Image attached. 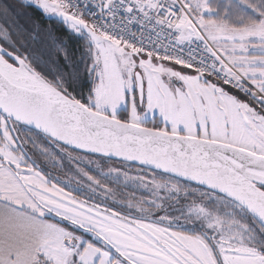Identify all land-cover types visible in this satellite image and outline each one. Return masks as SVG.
Instances as JSON below:
<instances>
[{
  "label": "snow or ice",
  "instance_id": "6c2138e0",
  "mask_svg": "<svg viewBox=\"0 0 264 264\" xmlns=\"http://www.w3.org/2000/svg\"><path fill=\"white\" fill-rule=\"evenodd\" d=\"M32 2L87 33L93 86L80 99L36 71L17 46L36 23L31 4L0 2V264H264V238L233 212H250L264 233V0H243L257 16L236 19L210 0H84L95 8L87 15L75 0ZM145 20L157 33L150 46L120 34ZM186 42H199V54L185 55ZM122 102L130 106L118 117ZM21 123L47 133L75 170L63 178L98 198L42 174L16 134ZM89 154L131 162L105 171L148 195L90 174L78 163ZM172 193L186 199L176 218L199 222L200 231L156 215ZM65 221L108 247L82 240Z\"/></svg>",
  "mask_w": 264,
  "mask_h": 264
},
{
  "label": "trees",
  "instance_id": "16d2710c",
  "mask_svg": "<svg viewBox=\"0 0 264 264\" xmlns=\"http://www.w3.org/2000/svg\"><path fill=\"white\" fill-rule=\"evenodd\" d=\"M0 2H3V0H0ZM31 7L33 9L32 15L34 16L36 23L33 26V30L30 35L27 38L23 39L17 46L24 55L28 56L29 61L32 63L35 70L40 72L42 76H44L48 80L53 81L59 79L60 82L63 83L64 87L67 88L73 96H76L80 99H86L93 86V79L88 71V66L91 64L92 58L89 52V47L87 46L85 40L81 37L76 36L66 27H64V22L60 18L46 19L42 11H40L38 8H35L34 6ZM219 12L223 13L224 10H219ZM233 15L252 18H255L257 16L251 10H241V8H238L236 10V13ZM47 32L48 34H46ZM84 35L88 40V36L86 34ZM76 71H78L79 73L78 78H74L72 75H70L71 72ZM121 115L125 116L124 114ZM24 130L41 137V140L44 141V143L50 148H52L53 151H55L56 154L59 155V157H65L64 154L58 150L55 142L51 139L47 138L39 132L27 128H25ZM21 138L25 139L23 136V132L21 133ZM22 148L26 152V155L31 158V162L35 163L38 166L39 170L48 178L67 188L68 190L78 195H82L80 192L72 190L71 187L73 186L68 181L61 179L57 175V171L55 170L56 167L47 163L44 153L33 149L32 142L30 143L29 141V143L27 145H23ZM95 158L101 157L95 156ZM182 182L187 183L185 181ZM89 195L93 196V194L90 193ZM94 197L96 196L94 195ZM248 216L252 219V221H255L250 216V214H248ZM45 219L55 222V219L49 216H46ZM65 224H67L69 228L73 229L75 233H81V231L77 229L76 226L68 224V222L66 221L61 223L60 226L64 227ZM257 224L260 225L259 223ZM167 225L170 224L167 223ZM172 227L180 230H186L184 227L180 226ZM200 230V227H195V229H193V231ZM260 236L264 238V234L261 233ZM92 242L98 244V242L94 240H92Z\"/></svg>",
  "mask_w": 264,
  "mask_h": 264
},
{
  "label": "rangeland",
  "instance_id": "374dc122",
  "mask_svg": "<svg viewBox=\"0 0 264 264\" xmlns=\"http://www.w3.org/2000/svg\"><path fill=\"white\" fill-rule=\"evenodd\" d=\"M255 1L257 3L259 2V0H255ZM24 3L31 4V6L38 8L40 11H42V13L46 19L59 18V16H57L55 14L45 13L39 6H37L35 3H33L32 0H24ZM210 3L214 5L217 12H219V10H224L223 14L225 15V17L226 16H228V17L234 16L233 14L236 13V10L238 8H241V10H244V9L245 10H251L254 14L257 15L255 10L252 9L251 7H249L247 4H245L243 2V0H210ZM64 27H66L70 32H72L76 36L84 39L87 46L90 48V40L89 39L87 40L85 38V35L82 32L76 33L74 31H72L65 24V22H64ZM46 34H48V32ZM129 106H130L129 102H122L117 109L118 117H123L121 114H124L126 116ZM151 119L152 118L149 117L148 120H146L145 122L148 123ZM24 129H25L24 127L18 125L17 134L21 137V133L23 132L24 138L28 139L30 141V143L32 142L33 149L44 153L45 157H48V158H45V160L50 165H53L56 167L55 170L57 171V175L61 179L65 180L63 177L69 171H71L74 175L76 174L75 170L72 168V165L67 158L59 157V155H57L56 152L53 151L52 148H50L48 145H46L44 143V141L41 140V137H39L35 134H32L31 132H27ZM41 149H47V152L42 151ZM53 155L57 156L59 159L58 160L51 159V156H53ZM78 163L82 167H84L86 169V171H88L90 174H92L93 176H96L97 178L102 180V182L109 184L113 187H116L119 190L127 191V192H136L135 194L138 197L140 195H148L147 191L145 189L139 187L138 184H136L132 181H125L123 179V177L121 175H119L118 173L113 174V173H109V172L105 171L109 167H115V168H121V169L127 167L129 169H132V168L136 167L134 165L124 163V162H118V161H109L106 159L95 158V157H91V156H89L88 161L81 159L80 161H78ZM157 175L158 176H164L165 174L158 172ZM81 179H83V177H81ZM69 183L73 186V187H71L72 190L80 192L82 195L87 196L88 198H96V197H94V195L96 196V194L89 192V190L83 184H77L75 182H69ZM85 183H86V181H85ZM180 183L188 186L189 188L192 187L188 183H184L182 181ZM66 190H68V189L66 188ZM201 191H203V190H201ZM89 193L93 194V196L89 195ZM73 194H76V193L73 192ZM170 196H176V200H171L169 196H165L163 199V207L157 210L156 215L157 216L168 215L170 217H173V219L170 222H168L170 224L169 226L184 227L188 231H193V229H195V227L201 228V225L199 222L194 221L192 223H187L183 219H177L176 218V217H182L184 215V212H185L184 205L186 204L185 194H180L177 196V194L172 193V194H170ZM187 196L188 197H194V196H196V194L189 190V192L187 193ZM196 198H199V197L196 196ZM103 202H106L107 204L112 205V206L117 207V208H123L124 207L122 204H119V203H117L115 201H111V200H105ZM206 203H208L209 205H213L215 203V200L213 197H209V199L206 201ZM233 212L238 219L247 223L249 225V227L256 233V235L258 237L262 238L260 236L261 232L259 231L258 224L255 221H252V219L248 216V214L245 212V210L243 208L233 209ZM262 234H264V233H262Z\"/></svg>",
  "mask_w": 264,
  "mask_h": 264
},
{
  "label": "built area",
  "instance_id": "2783aa9c",
  "mask_svg": "<svg viewBox=\"0 0 264 264\" xmlns=\"http://www.w3.org/2000/svg\"><path fill=\"white\" fill-rule=\"evenodd\" d=\"M75 3L81 7L82 11H84L86 15L88 13H95V8L90 2L85 4L84 0H75ZM122 15H124L122 10H118V15L115 20L118 28L120 26V17ZM150 25L151 22L147 20H145L143 23L132 21L123 27V30L120 32V34L124 35L130 40L142 43L145 46H150L149 42L154 43L157 36L155 27ZM181 47L183 48L185 55H187L189 52H192L193 55H198L201 46L199 42H186L181 45Z\"/></svg>",
  "mask_w": 264,
  "mask_h": 264
},
{
  "label": "crops",
  "instance_id": "0c3cea01",
  "mask_svg": "<svg viewBox=\"0 0 264 264\" xmlns=\"http://www.w3.org/2000/svg\"><path fill=\"white\" fill-rule=\"evenodd\" d=\"M238 17H241V16H239V15H236L235 17L234 16H226L225 18H229V19H236V18H238ZM234 92V91H233ZM49 217H51V216H49ZM53 218V217H52ZM75 226V225H74ZM167 226H169V225H167ZM169 227H172V226H169ZM76 228L77 229H79L80 231H81V233H76L78 236H80L81 238H82V240H84V241H88V242H92V240H94V241H96V242H98V244H96V243H94V242H92V243H94V244H96V245H98V246H100V247H104V248H107L108 246L107 245H105L104 244V242L103 241H101V240H99V239H97V237H95L92 233H90V232H87V231H85L84 229H82V228H79V227H77L76 226ZM172 228H174V229H177V228H175V227H172ZM178 230H180V229H178ZM183 231H188L187 229L186 230H183ZM189 232H191V231H189ZM89 238H91V239H89ZM113 255H115V253L113 252Z\"/></svg>",
  "mask_w": 264,
  "mask_h": 264
},
{
  "label": "water",
  "instance_id": "95a60500",
  "mask_svg": "<svg viewBox=\"0 0 264 264\" xmlns=\"http://www.w3.org/2000/svg\"><path fill=\"white\" fill-rule=\"evenodd\" d=\"M63 22H64V20H63V18L62 17H59ZM84 34H86L87 35V33L86 32H83ZM19 125H21V126H24L25 128H27V129H30V130H33V131H36V132H39V133H41L42 135H44V136H46L47 138H49V135L47 134V133H45L43 130H41V129H37L34 125H32V124H28V123H21V124H19ZM50 139V138H49ZM89 155H91V154H89ZM96 157H101V158H105V159H109V160H113L111 157H106V156H96ZM113 161H115V160H113ZM119 162H124V163H128V164H131V165H133L131 162H126V161H119ZM162 174H164V173H162ZM166 175V174H165ZM185 182H187V181H185ZM188 183V182H187ZM245 210V209H244ZM248 214H250V216L257 222V223H259V224H261V222L258 220V219H256V218H254L253 217V215L250 213V212H248L247 210H245Z\"/></svg>",
  "mask_w": 264,
  "mask_h": 264
},
{
  "label": "flooded vegetation",
  "instance_id": "af4514ba",
  "mask_svg": "<svg viewBox=\"0 0 264 264\" xmlns=\"http://www.w3.org/2000/svg\"><path fill=\"white\" fill-rule=\"evenodd\" d=\"M19 126H21V125H19Z\"/></svg>",
  "mask_w": 264,
  "mask_h": 264
}]
</instances>
